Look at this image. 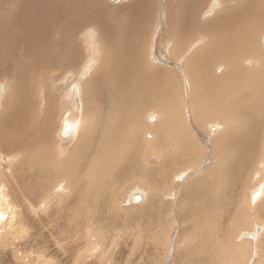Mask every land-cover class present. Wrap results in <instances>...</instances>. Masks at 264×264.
Instances as JSON below:
<instances>
[{"label": "bare ground", "instance_id": "obj_1", "mask_svg": "<svg viewBox=\"0 0 264 264\" xmlns=\"http://www.w3.org/2000/svg\"><path fill=\"white\" fill-rule=\"evenodd\" d=\"M200 1L178 0L180 32L193 30L197 33L195 42L201 41L202 36L207 35L213 28L218 27L223 32L219 31L215 34V43L213 42L212 45L210 42L211 45L208 46L207 50L205 49L206 52H203L204 50L200 51L199 47L193 54H188L185 49L180 47V52L177 53L173 49L175 46L174 39L171 41L172 44L169 43L165 50V54L168 57L171 55V58L174 59L181 55L182 58L177 61L183 62V73L192 80L191 87H189L191 96L190 111L189 113L186 112L185 108H182L181 111L179 106L181 116L183 115L181 117L178 115V109L175 105L181 100L172 99L174 103L171 100L173 97H166L165 94V99H162L158 96L160 94L154 93L157 89L159 90V87L161 90L164 88L163 85L161 86V82L168 78L160 70L154 71L153 74L146 72L148 74L146 82L135 88L137 93L132 99L135 108L122 116L116 108L117 99L110 95L108 91L105 92L101 85L104 72L119 71L123 73V77L121 76L120 84L117 86L122 90H127V78L124 75L126 69L130 68L128 63L130 62L134 69L140 68L141 65H137L139 60L135 59L138 53L135 45L137 26L139 27L138 23L141 21L138 22V17L146 15L147 9L151 6V0H128L124 3L121 0L108 2L104 0H0V73L6 72L9 74L14 72L13 74H20L23 71L27 72L29 65L23 66L18 63V61L22 62L26 59H32L37 64L45 67L46 65H56V69H54L57 70L55 78L48 79L52 86H56V90H62L61 109L66 110L68 109L65 107L66 99H69V96L75 92L73 89L75 86L74 80H71L74 76H68V81L63 82L62 86H58L56 84L59 77L58 66L69 68L68 72L71 73L81 61L82 63L86 61L84 71L80 75L82 77L86 73L89 74V78L82 83L81 101L85 103V107L90 105L94 109H99L97 107L102 103L99 98L103 95H110L107 106L99 112V118L94 126L84 125L83 132L81 131L80 137L76 140L73 136L81 130L78 121H75V118L71 119L69 117V119L67 116L69 113L67 112L61 114L60 124L56 125L54 131V137L55 135L57 137L55 149H58L60 153H64V148H67L68 152L62 159L59 157L60 160H58L55 152L51 149V146L54 147L53 143L42 137L43 132L40 133V128L43 127V119L47 118L48 111L46 105L47 92L49 91L45 92L44 87L42 88L45 80H39L41 89L37 87L41 91L38 95L39 101L36 99L34 105V109L37 111L34 114L38 113L37 118L33 119L35 122V135L33 129L30 132L26 131L27 126L21 127V123L25 121L23 115L25 114L27 117L30 114L29 112L28 115L23 114L29 106H26L28 103L27 97H25L26 89H23L24 85L20 82L17 87L14 86V89L11 90L10 99L0 101V129L10 130V132H6L8 134L5 133L6 137H9L10 144L5 146L3 142L0 143V152L4 154L14 153L19 156V161L10 168L11 175H16L15 178H17L20 185L17 184L15 188L19 189L21 187L20 190L28 196L33 195L42 187L45 188L52 180L67 179V185L73 187L74 199H60V206L55 213L58 212L65 223L73 221V228L78 231L85 224L88 235L93 232L97 236L109 233L111 238L113 236L111 229L123 228L121 223H117L113 227L112 222L121 217L119 188L127 183L130 177H143L146 185L161 187L166 181V176L170 175L173 170L194 163V157L200 156L202 152L204 154L208 153L210 156L212 155L211 167L206 171L203 170L204 172H201L202 174H199L198 177L191 174V177H186L188 179L184 180L182 184L180 182L182 178L178 175L179 179L176 183V185L181 184L183 190L176 206H174L176 208L175 213L181 219L180 223H187L189 219L200 221V224H194L191 230H188V227L186 228L187 231L183 230L189 235L188 242L194 241L195 248V252L192 253L184 248L185 251H183H187L191 255L186 260L191 264H197L198 262L200 264L202 262L215 264L217 261H213L209 257L219 251L215 249H218L217 240H220L223 250L229 249L232 253L237 254L238 258L244 257L246 260H249L250 254L253 252L249 264H264V164L260 167V170L263 169L262 174L260 176L256 175L257 178L260 177V180L256 183L259 187H256L249 195L253 210L248 205L247 199L239 207L241 197L247 195L244 191L241 192L243 184L237 182V175L240 172L245 175L248 174L249 169L247 168L252 166L249 159H245L241 163L238 162L237 152L246 150L250 146L263 141L261 139H263L264 128L261 125L264 124V103L262 101V95L264 94V37L257 41L256 39L252 42L249 41H251L250 35L253 33L251 29L258 32L264 31V6H257L254 9L251 0L248 2L236 0L238 3L232 6H228L232 2L226 3L225 0H213V5L199 13ZM168 3L170 5H166L172 10L171 7L175 3ZM252 10L254 11L252 12ZM149 13L150 10H148L147 15ZM246 14H251V17H249L250 24L246 21V23L242 22V16ZM200 18H203V21ZM251 24L256 26L252 28ZM78 25L77 35H84L87 32V36L85 35L86 40L81 41L82 44L79 47H75L66 29L69 26L77 27ZM230 26H235L237 31L230 30ZM233 34H235L234 38ZM170 36L167 33L165 40L170 39ZM255 37L257 36L255 35ZM97 39L103 41L107 48L99 50L101 47L98 49L94 44ZM217 40L222 42H216ZM231 44L234 50L231 51L230 55L236 54L233 56V60H217L215 57L220 56L218 49L223 46L226 49L224 56H228L227 46H231ZM39 45L42 50L45 48L43 50L45 54L49 53L48 57L42 56V51L37 53ZM80 47H86V49ZM248 51H251V53ZM183 52H185L184 56H182ZM240 58L244 60V63H239ZM149 59L151 60V57ZM246 59H249V61L251 59L252 62L246 63ZM149 66L151 67V65ZM62 72H66V69L63 68ZM197 78L200 85L197 84ZM257 88L261 92L263 89V92L261 93ZM171 89L174 92L172 86ZM142 90H147L151 98L147 94L144 95ZM0 93L2 94V91ZM128 94L131 95V92L128 91ZM128 94L126 95L128 96ZM76 97L75 99L71 97V102L76 103L73 100H79L77 94ZM160 99L165 101L162 103ZM155 103L161 104L159 105V113L149 117V121H154L152 125L151 122L144 125L141 122V110L151 107V104ZM165 106L168 108H165ZM216 115H218L219 122L216 119L215 123L208 125L207 132L203 130L204 128H197V126L206 125L207 120L214 119L213 117ZM178 116L181 119L183 118L184 123L179 120ZM27 118V123H30ZM82 123L84 124V122ZM249 124L251 126H248ZM30 125H32V122ZM210 130L214 131L212 138L209 137V134L212 133ZM16 132H18L17 135ZM142 133H146L150 139L143 141L141 138ZM70 140H75V143L67 146ZM203 146H206L205 149L202 148ZM248 153H251V150ZM1 158L5 159L7 157L1 156ZM5 167L6 165H0V185L2 180L6 179L8 181L9 178V173L4 170ZM61 184L59 183L60 186ZM143 185L139 187L142 190L145 188ZM246 186L247 184H244V187ZM51 190L50 197L53 203L59 192ZM171 197L176 198L175 195ZM0 198V224H2L4 221L2 218L5 216L3 211L6 209L7 201L3 193H0ZM146 198L147 192L134 191L129 194L128 201L135 205H141ZM169 202L171 205L172 201L169 200ZM61 203H63L62 206ZM227 208L233 210L234 215L232 218L237 215L240 208H247L249 212H253L254 217L247 216V223L244 221L239 223V220L230 218L232 211L227 210ZM142 209L146 212L150 211L147 206L142 205ZM59 210L62 211V214ZM138 211L141 212L142 210L138 209ZM10 212L11 221H14L11 225L17 226L16 220L18 218L16 219V217L18 212L16 208L10 210ZM148 216L151 217V214H148ZM224 221V224L227 223L226 227L221 224ZM146 222L143 223V226L146 225ZM160 222L161 225L163 223L170 224L169 220L165 222L160 220L158 223ZM153 224L157 226L156 223ZM24 227L22 226V229ZM144 228L148 229L149 227L147 225ZM156 228L159 230V226ZM244 229L246 231L239 235L241 236L240 239L236 234ZM253 232L254 236L251 235ZM154 236L158 240V234L154 233ZM127 237L135 239L137 235L129 232ZM98 238L102 239V237ZM183 238L182 240H185ZM93 239L95 244L98 245L97 238ZM132 241L136 242L137 240ZM248 251L249 255L247 256ZM25 252L21 264H59L54 261L56 260L54 258H45L40 255L30 258L31 251L29 253L26 249ZM101 254H96L95 258L99 257L100 259ZM91 259L93 257L91 258L89 254V258L84 263L86 264ZM182 262L180 261V263ZM244 263L246 264V262Z\"/></svg>", "mask_w": 264, "mask_h": 264}, {"label": "rangeland", "instance_id": "obj_2", "mask_svg": "<svg viewBox=\"0 0 264 264\" xmlns=\"http://www.w3.org/2000/svg\"><path fill=\"white\" fill-rule=\"evenodd\" d=\"M104 1L108 2L111 0H104ZM127 1L128 0H121L122 3L127 2ZM173 1H176V2H173ZM173 1L172 0H151V6L149 7V9H147L146 15H141L138 17V22L140 20L141 21L138 23L139 27L136 24L138 29H137V35H136L137 39L135 40V45H136V51L138 53H137V56L135 57V59L139 60L137 62V65L140 64L141 66L139 69H134V67L131 66L130 62L128 63L129 64L128 67H130V68L126 69L125 75H124V77L127 78V90H125V89L122 90L121 88H118V86H117L118 84H120L121 76L123 77L122 72H119V71L107 72V73L104 72L102 75V78H101L102 84L101 85L103 87V90L105 92L108 91L110 93V95H112L113 97H115V99H117L116 108H117V111L121 114V116L131 112L135 108V104H134V102H132V99L134 98L135 94L137 93L135 88L138 85L146 82V77L148 75L146 72L153 74L154 71L156 72L158 70L162 71L161 73L164 74V76L168 77V78L165 80H162L161 86L163 85V87H164V88H162V90L159 87V90L157 89L155 92L154 91L153 92L156 93L157 95L160 94L158 96H159V98H162V99L165 96L166 97L170 96V97H173V98H171V100L172 99H175L178 101L181 100L180 102L176 101L177 103H175L173 100L172 101L175 103L177 109L180 106L181 111H182V108H185L186 112H188V113L190 111L189 106L191 105L190 104L191 96H190V90H189L190 88L189 87H191V84H192L191 81L192 80L187 75H184L183 70H182L183 62L177 61L178 59L182 58L181 55H179L178 57H175V59H174V58H171V55H170V57H168L165 54V50H166L167 46H169V43L172 44L171 41H173L172 39H174L175 40L174 41L175 46L173 47V49H175L177 53L180 52V47H182V49H185V52H187L188 54L189 53L193 54V52L195 50H198L199 47H200L199 48L200 51L204 50L203 52H206L208 46L211 45L210 42L212 43V45L215 43L214 42L215 34L219 33L220 28L216 27V28H213L214 30L211 29L210 32L207 33V35L202 36L203 38L201 39V41L199 40V41L195 42V40H196L195 38H196V34H197L196 32H194L193 30L186 31V32H180V29H179L180 13L178 14L179 6L177 5L178 0H173ZM199 1L200 0H198V2ZM214 1H217V0H214ZM214 1L213 0H201L200 6L198 8V12L200 13L201 11L202 12L205 11L207 9V7H209L210 5H213ZM218 1H221V0H218ZM225 1H226V3L232 2V4H229L228 6L236 5L238 3V2H236V0H225ZM245 1L248 2L250 0H245ZM168 2L175 3L173 5V7H171L172 10H170L169 7L167 6V5H170ZM182 4H183V2H182ZM251 5L254 7V9L257 6H261V5L264 6V0H260V1L254 0V2H253V0H251ZM114 6H116V5H114ZM174 6H176V7H174ZM148 10H150L149 15H147ZM253 11L254 10H252V12ZM167 15H170V16H167ZM203 15H204V13L202 14V16ZM252 15L254 16L255 14H252ZM143 16H145V17H143ZM147 17H148V19H147ZM249 17H251V14H246V15L242 16V22H244V23L247 22L248 24H250ZM112 20H113V18H112ZM112 20H111V22H112ZM200 20L203 21V18H200ZM204 21H205V19H204ZM251 25H252V28H254L256 26L255 24H251ZM234 27L230 26V30L236 32L237 29H236V27L235 28ZM72 28L75 30H73ZM78 28H79V25L77 27L69 26L66 29V31L70 35L72 44L75 47H79L82 44L81 41L86 40V36H87V32H85L84 35H82V34L77 35V29ZM233 28H234V30H233ZM224 29H226V28H224ZM153 32H155V33L158 32V33L153 34ZM220 32H223V31H220ZM251 32H253V33L250 35L251 41H249V42H252V40H254V39H256V41H257L258 39H262V37H264V31L258 32L256 30L254 31V29H251ZM138 33H139V35H138ZM167 33L169 36L171 34V36H170V39L165 40L166 39L165 36L167 35ZM261 34H262V36H260ZM220 35H221V33H220ZM233 35H234L233 36V38H234L235 34H233ZM255 35L257 37H255ZM149 36H151V37H149ZM141 41H143V42H141ZM157 41H158V43H157ZM160 41L162 44L160 43ZM204 42H206V43H204ZM216 42H222V41L217 40ZM143 43H145V44H143ZM176 43H178V44H176ZM94 44L98 47V49L101 47L99 50H101L102 48H107L106 44L103 41L98 40V39L94 42ZM191 47H193V48H191ZM80 48L86 49V47H80ZM220 48L218 49L220 51V56L215 57V58H217V60H219V59H222L224 61L226 59L233 60L232 58L236 54L230 55L231 51L234 50L232 44H231V46H227L228 56H224V54L226 53V49L223 46ZM147 49H148V51H147ZM43 50L41 49V47L39 45L37 48V53H40L42 51L41 55L44 57H48L47 55L49 53L45 54V52ZM143 51H144V53H143ZM185 52H183L182 56H184ZM203 52H201V53L204 55ZM101 53H102V51H101ZM249 53H251V51ZM150 57H151V60L149 59ZM243 61L244 60H242V58H240L239 63H244ZM245 62L248 63V62H252V61H251V59H250V61H249V59H246ZM18 63L23 65V66L29 65L28 71L27 72L23 71L20 74H16V73L13 74L14 72L9 73V74H7L6 72L0 73V91H2V94L0 93V99H1L0 101L10 99L11 90L14 89V86L17 87V85H19L20 82L24 86L26 85L27 87L23 86V89H26L25 90V97H27V100H28V103L26 106L27 107L29 106L28 107L29 109L25 106V109L27 108L28 111L25 110L23 112V114L26 113L28 115V112H29L30 115H28V116H30V117L27 116L28 117L27 118L26 115L24 114L23 120L25 118L24 123H27V121H26V118H27V120L30 123L32 122V125H30V123H27V124L21 123V127L27 126L26 131L32 132L34 130L33 133L35 135L36 130L34 127L35 126L34 120L37 118L38 113L34 114L35 112H37L34 109V105H35L36 99L39 101L38 95H39V92L41 91V90H39V88H40L39 85L41 83V82H39V80L40 79L45 80V81H43L44 84L42 85V88L44 87L43 89L45 90V92H47V90L49 91V92H47V105H46V106H48L47 110L49 112L47 111V118L43 119V121L45 123L42 122L43 127L41 126L42 128H40V130H41L40 133L43 132L42 133L43 136L42 135L41 136L45 137L46 140L53 143L52 145L54 147L51 146V149H52V151L55 152V156H57V159L60 160V158L62 159L68 152L67 148H64V153H60V151L58 149H55V147L57 146L56 145V143H57L56 138L57 137H56V135L54 137V131H55L56 125L60 124V120L62 119L61 114L63 112H67V113H69V115H67L68 118L69 117L71 119L75 118V121H78V124L81 127V130H79L75 134L76 136L75 135L73 136L74 139L76 140L77 138L80 137L81 131L83 132V129L85 126H87V125H89L90 127L94 126L95 122L99 118V112H101L102 109L107 106L108 99L110 98V95L101 96L102 99L104 97L103 100L101 99V97L99 98L100 102H102L101 105H98V107H97L99 109H94V107H92L90 105H87V107H85V103L83 101H81L82 91H83L82 90V83L85 82L87 80V78H89V74L86 73L82 77L80 75L84 71V66H85L86 61H84L83 63L81 61L79 63V65H77V67L71 71V73L68 72L69 68L58 66V72H59L58 76L59 77L57 78L56 84H58V86H62L63 82L68 81L67 77L72 75V76H74V78L73 79L70 78V79L74 80L75 86L76 85L78 86L77 88L74 86L73 89L75 90V92L71 96H69L70 100L66 99L65 107L68 109H66V110L61 109V100H62V93L61 92H62V90L61 89L56 90V86H52L49 83V79L55 78V75L57 74V70H54V69H56V67H55L56 65H52V66L46 65V67H45L41 64H37L32 59H26V60H23L22 62L18 61ZM124 63H126V61H124ZM134 64L136 65V63H134ZM222 64H224V62H222ZM149 65H151V67ZM144 66H145L146 71L144 70ZM152 66H154V67H152ZM63 68L66 69V72H64V73L62 72ZM49 76H51V77H49ZM119 76H120V78H119ZM211 76H214V75H211ZM159 77H161V76L159 75ZM149 78H150V76L148 77V79ZM16 79H18V80H16ZM196 81H197V84L200 85L198 78L196 79ZM164 82H166V83H164ZM194 83H196V82H194ZM30 84H31V86H29ZM33 84L36 87H34ZM113 84H114V86H113ZM171 86L173 87L174 92L171 89ZM37 87H39V88H37ZM45 87H47V88H45ZM34 88H37V89H34ZM129 89H131V90H129ZM128 91L131 92V95L128 94ZM142 91H143L144 95L145 94L149 95L147 90H142ZM258 91L261 92L260 89H258ZM163 92H164V94H163ZM262 92H263V89H262ZM75 93L77 94V96L79 98V100L78 99L73 100L76 103L71 102V97L73 99H75V97H76ZM126 94H128V96ZM167 94H168V96H167ZM149 98H151L150 95H149ZM160 101L163 103V101H165V100L160 99ZM262 101L264 103V94L262 95ZM181 102H182V105H181ZM185 103H187V104H185ZM159 105H161V104H157V103L151 104V107H148V108L141 110L140 117H141V122L144 125L148 124L149 122H151V125L154 123L153 120L149 121V117L152 116L153 114L159 113L158 112L159 107H160ZM175 105H174V107H175ZM162 106H163V104H162ZM30 108H31V110H30ZM165 108H168V107L165 106ZM0 110H1V106H0ZM180 110L178 109V115L179 116H181V114H182ZM188 113H187V115H188ZM84 116H85V119H84ZM181 117H179V120L184 123L183 118L181 119ZM215 117H213L214 119H212V120H209V119H208L209 121L207 120V122H206L207 126L206 125H203L204 127L203 126H201V127L197 126V128H202V129L204 128L203 129L204 131H206V130L208 131V125H210L211 123L212 124L215 123L216 119L219 122L218 115H216ZM82 122H84V124ZM86 122H87V124H86ZM144 125H143V127L146 128V126H144ZM248 126H251V124H249ZM32 127H34V128H32ZM261 127L264 128V124H262ZM4 129L5 128L0 129L1 130L0 131V143L3 142L5 144V146H9V144H10L8 141L9 137H6L5 133L10 132V130L6 131L7 129H5V130ZM211 132L212 133L209 134L210 138H212V134L214 131H211ZM6 134H8V133H6ZM17 134H18V132H16V135ZM1 135L4 137H2ZM146 135H147L146 133L141 134V138L143 141L150 139L148 137V135L146 138ZM75 140H70L67 143V146L69 144L70 145L74 144ZM261 140H263V141H261L259 144L254 145V146H250L246 150L237 152L238 153L237 154V158H238L237 161L238 162L241 163L243 160L249 159L250 164L252 165L251 167L247 168V169H249L248 174L245 175L244 173L240 172L239 175H237V182H241L243 184V186L241 188V192L244 191V193L247 195V196L241 197L239 207L243 204L244 200L247 199L248 205L250 206L251 210H253V208L251 207L252 204L250 203L249 195L256 187H259V186H257L256 183H258V181L260 180V177L259 178H257V177L262 174L261 172L263 170V169L260 170V167L264 164V151H263L264 133H263V139H261ZM205 147L203 146L202 148L205 149ZM70 148H71V146H70ZM249 150H251V153H248ZM54 152H52V153L54 154ZM0 154H1L0 155V165L1 164L6 165L4 170H5V172L9 173V178H8L9 182L6 179H4L1 181V185H0V193H3L5 195L6 201H7L6 209L3 211V212H5V216L2 218V220H4V221L2 222V224H0V264H21V262H23V260H24L23 255L26 254V252H25L26 249H27V252H29V253L31 251L30 258H33L36 255H40V256H43L45 258H54V259H56L54 261H57L59 264H85L84 262H86V259L89 258V254L91 255V258L93 257V259L89 260L86 264H98V263L99 264H191L189 261L186 260V258L191 256V255H189V252L190 253L195 252L194 241L191 243L188 242L189 235H188V233L184 232L183 230L185 229V231H187V229H186L187 227H188V230L189 229L191 230L193 228V225L196 223L200 224V221L194 220V219H189V222H187V223L181 222L183 224L182 225L180 223L181 219L179 218V215L177 213H175L176 208L174 206H176V203L179 200V196H180L181 192L183 191L180 185L183 183L184 180L190 178L191 174L193 176L198 177L199 174L201 175L204 171H206V169L211 167L212 155L210 156L208 153L204 154V152H202V154H200V156H195L194 157L195 162L192 163L193 166H192V164H190L189 166L187 165L181 169L173 170L170 175L166 176V181L163 183V185L161 187H155L153 185H151V186L146 185L143 177L142 178L141 177L136 178L134 176L130 177L129 180L127 181V183L123 184L119 188V210H120V216L121 217L118 220H115L114 222H112L113 227H115V225L117 223H121L123 225V228L111 229L112 235H113L111 238L109 236V233H105V235L101 234L100 236H97V234L95 232H93L91 235H88L86 233L85 224L82 226V229L78 231V230L73 228V223H72L73 221H67L68 223L70 222L71 224H68L67 222L65 223L64 220L61 219L60 214L58 212L55 213L56 209L59 208V206H60V202H59L60 199H69V200L74 199L73 187L71 185H67V183H66L67 179L61 178V179H57V180H52L48 186H46L45 188L42 187V188L38 189L35 193H33V195L28 196L25 192L20 190L21 187L19 189L15 188V186H17V184H18V186H20V185H19V182L17 181V178H15L16 175H11L12 171L10 170V168H11V166L13 167L19 161V156L14 154V153L4 154V153L0 152ZM1 156H6L7 158L2 159ZM201 157H203V158H201ZM194 168H195V170H193ZM21 171H23V170L21 169ZM26 173H28V172H26ZM257 174H258V176L256 177ZM178 175L181 176L182 180L180 181L181 184L176 185V183L178 181L177 179H179ZM18 176H21V175H18ZM186 177H188V178H186ZM263 182H264V179H263ZM59 183H62L61 186L59 185ZM142 184H144L143 186L146 189L143 188V190H142L141 188H139ZM244 184L245 185L247 184V186L244 187ZM252 184L253 185L256 184V185L253 186ZM9 185H10V187H9ZM1 188H2V190H1ZM51 189L59 192V194L57 195V199L53 203L51 202V197H50V195L52 194ZM134 191H140V192L144 191L145 193L147 192V198L145 199V201L141 205H135V204H132L131 202L128 201L129 194L134 192ZM173 195L176 196L175 199H173V197H171ZM169 200L172 201L171 205H170V202L168 203ZM30 203H32V204H30ZM62 205H63V203H61V206ZM142 205L147 206L150 211L146 212V210H143ZM14 208H16V211L18 212V215L16 217V219L18 218L16 220L17 226L11 225V224H13L14 221L13 222L11 221L10 210H13ZM138 209H141L142 211L140 212V211H138ZM227 210L232 211L230 214V218L232 220L234 218L237 221L239 220V223L242 221L246 222L247 216H249L250 218L254 217L253 212H249L247 208H240L237 211L238 212L236 215L237 217L234 216V218H232L234 215L233 210L231 208H227ZM59 212L61 213L62 211L59 210ZM148 214H151V217H149ZM160 220H162L163 222L169 220L170 224L169 223L168 224L163 223V225H161V222L158 223ZM144 222H146V225L143 226ZM153 223H156L157 226H155ZM224 223H225V221L222 222L221 224L224 225L223 227H226L227 223L226 224H224ZM137 225L139 226V228H137L138 227ZM147 225L149 228L145 229L144 227H147ZM165 225H166V227H165ZM22 226H25V227L22 229ZM158 226H159V228H158L159 230H157V228H156ZM229 226H228V228H229ZM180 227H181V229H180ZM234 227L232 228L233 230H234ZM160 228H161V230H160ZM139 229H141V231H139ZM6 230H9V231H6ZM244 231H246V229L241 230L239 233L236 234V236L240 237V239H241V236H239V235L241 233H243ZM123 232H126V233L123 235H119L120 233H123ZM129 232H131L132 234H136L137 238H135V239L134 238H128L127 233H129ZM231 232L234 233L232 230H231ZM98 233H100V232H98ZM154 233L156 235L158 234V236H157L158 240L155 239ZM192 233H193V231H192ZM3 234H4V236H3ZM106 234H107L108 238L106 237ZM186 235H188V236H186ZM251 235L254 236L255 235L254 232L251 233ZM236 236H235V239H236ZM98 237H100V238L102 237V239H99ZM192 237H194V235H192ZM93 238H95V239L97 238V241L99 242L98 245L95 244V241ZM182 238L185 240H182ZM132 240H134V241L137 240V241L133 242ZM184 248H186V250L189 252L188 253H187V251L184 252L185 251ZM217 248L218 249H215V250L216 251L219 250L218 251L219 253L217 252L215 254H211V256L209 257V259H212L213 261H217V262H215V264H245L244 262H246V264H249V260L252 258V255H253V252H252L250 254L249 260L248 259L246 260V258L244 259V257H241V259H240V258H238L237 254L232 253L231 251H229V249L223 250L221 248L220 240H217ZM100 253H102L100 256V259H99V257L95 258L96 254H100ZM248 255H249V251L247 253V256ZM180 261L181 262L183 261V262L180 263ZM36 264H39V263H36ZM197 264H200V263L198 262ZM202 264H208V263L202 262Z\"/></svg>", "mask_w": 264, "mask_h": 264}, {"label": "water", "instance_id": "obj_3", "mask_svg": "<svg viewBox=\"0 0 264 264\" xmlns=\"http://www.w3.org/2000/svg\"><path fill=\"white\" fill-rule=\"evenodd\" d=\"M136 200H138V198H136Z\"/></svg>", "mask_w": 264, "mask_h": 264}]
</instances>
